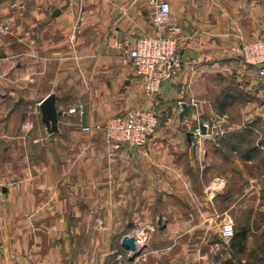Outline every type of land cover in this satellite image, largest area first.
Wrapping results in <instances>:
<instances>
[{"label":"crops","instance_id":"crops-1","mask_svg":"<svg viewBox=\"0 0 264 264\" xmlns=\"http://www.w3.org/2000/svg\"><path fill=\"white\" fill-rule=\"evenodd\" d=\"M149 1L0 0V264H106L133 222L217 230L211 167L251 162L234 146L264 131V88L240 58L243 40L264 39V0H167L180 64L147 94L117 44L154 33ZM50 92L56 131L39 110ZM127 109L153 110L155 130L108 156L100 125ZM216 117L218 150L209 129L187 137Z\"/></svg>","mask_w":264,"mask_h":264},{"label":"rangeland","instance_id":"rangeland-1","mask_svg":"<svg viewBox=\"0 0 264 264\" xmlns=\"http://www.w3.org/2000/svg\"><path fill=\"white\" fill-rule=\"evenodd\" d=\"M152 26L154 27L153 24ZM261 87L264 88L262 85ZM219 121L216 117L208 126V137L213 140L217 150L220 147L219 138L224 132ZM190 132V135L193 134L192 130ZM205 132L206 129L203 133ZM241 138L240 152L248 147L256 149L250 158L251 162H242L243 165L238 168L235 165L214 164L210 172L216 176L206 181L202 187L203 194V188L213 179L221 178L225 182L221 191L214 196L220 195L218 205L223 213L216 215L212 210L210 215L219 216L215 220L217 230L206 225L209 224V219H206L203 227L197 226L191 231L175 234L159 233L151 223L133 222L125 234L131 235L135 228L143 226L146 232L145 244L136 254L122 246L125 250L122 249L121 254L116 253L115 260L109 257L106 264H261L264 258V131L259 128V131L244 132ZM243 153L240 156H244ZM235 168L241 169L242 175H236ZM203 197L211 205L214 197L210 200L204 194ZM222 221L231 224L233 233L228 241L220 243L221 257L216 259L209 253L208 247L210 243L218 241V228ZM96 222L99 226L102 221L97 219ZM229 249L233 250V257Z\"/></svg>","mask_w":264,"mask_h":264},{"label":"built area","instance_id":"built-area-1","mask_svg":"<svg viewBox=\"0 0 264 264\" xmlns=\"http://www.w3.org/2000/svg\"><path fill=\"white\" fill-rule=\"evenodd\" d=\"M149 2L150 21L154 25V33L137 36L133 46H129L127 40L117 44L121 62L132 65L142 89L147 94L155 92L162 80L173 79L180 64L176 46L179 27L170 22L169 2L167 0ZM0 29L6 32L8 27L4 25ZM240 57L245 63L254 66L258 82L264 86V39L256 37L243 40L240 44ZM79 112L82 113L81 106ZM202 124L207 130L208 125L204 122ZM156 125L157 116L151 109H127L107 116L100 125L107 145L106 154L113 156L122 143L131 146L143 145L154 132ZM83 128L86 129V126ZM192 133L196 136L201 135L198 126L192 129ZM224 183L221 178L210 181L203 188L205 198L210 200L218 194ZM232 233L231 224L222 221L218 228V241L210 243L208 247L209 253L216 259L221 257L220 243L228 241ZM131 236L136 249L142 248L146 241L144 227L135 228Z\"/></svg>","mask_w":264,"mask_h":264},{"label":"water","instance_id":"water-1","mask_svg":"<svg viewBox=\"0 0 264 264\" xmlns=\"http://www.w3.org/2000/svg\"><path fill=\"white\" fill-rule=\"evenodd\" d=\"M58 12V9L55 8L52 12V14H56ZM55 99H56V95L53 92H50L48 94H46L39 102V110L41 113V120L44 123L46 129L48 131H56L57 130V115H59L60 111L58 109H56L55 106ZM186 111V104L184 102L181 103V111L179 113V117L181 118L183 113ZM197 126L199 127V130L201 133L204 132L205 128L204 125L202 124V122H199L197 124ZM190 131L186 132L187 137L189 138L190 136ZM157 224H159V226H161V216L158 217L157 219ZM121 245L129 250L132 254H136L139 252V249H136L133 237L131 235L128 234H124L121 237ZM230 255L231 257H233V253L232 251L229 249ZM261 264H264V258L262 259Z\"/></svg>","mask_w":264,"mask_h":264},{"label":"trees","instance_id":"trees-1","mask_svg":"<svg viewBox=\"0 0 264 264\" xmlns=\"http://www.w3.org/2000/svg\"><path fill=\"white\" fill-rule=\"evenodd\" d=\"M244 133H241V137H242V135H243ZM234 136V135H233ZM241 139L242 138H240L239 139V141H238V144H236L234 147L236 148H240V146H239V142L241 143ZM237 151H238V149H237ZM253 151H256V149L254 148V147H248V148H246L245 149V151H243V152H245V153H243V152H240V153H243L244 154V157H251L252 156V154H253ZM232 250V249H231ZM232 252H233V250H232ZM234 253V252H233Z\"/></svg>","mask_w":264,"mask_h":264}]
</instances>
